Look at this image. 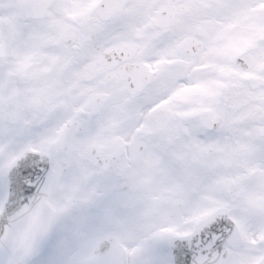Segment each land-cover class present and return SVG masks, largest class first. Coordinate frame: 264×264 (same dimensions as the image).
Returning a JSON list of instances; mask_svg holds the SVG:
<instances>
[{
  "label": "snow or ice",
  "instance_id": "snow-or-ice-1",
  "mask_svg": "<svg viewBox=\"0 0 264 264\" xmlns=\"http://www.w3.org/2000/svg\"><path fill=\"white\" fill-rule=\"evenodd\" d=\"M0 264H264V0H0Z\"/></svg>",
  "mask_w": 264,
  "mask_h": 264
}]
</instances>
